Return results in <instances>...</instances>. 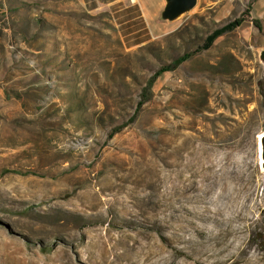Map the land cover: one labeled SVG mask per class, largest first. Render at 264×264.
<instances>
[{
  "label": "rangeland",
  "instance_id": "1",
  "mask_svg": "<svg viewBox=\"0 0 264 264\" xmlns=\"http://www.w3.org/2000/svg\"><path fill=\"white\" fill-rule=\"evenodd\" d=\"M105 3L0 0V264H264V0Z\"/></svg>",
  "mask_w": 264,
  "mask_h": 264
},
{
  "label": "water",
  "instance_id": "2",
  "mask_svg": "<svg viewBox=\"0 0 264 264\" xmlns=\"http://www.w3.org/2000/svg\"><path fill=\"white\" fill-rule=\"evenodd\" d=\"M197 0H164L159 17L163 20H174L191 9ZM258 59L264 74V47L258 48ZM257 151L261 169L264 171V130L257 137ZM261 158V161H260Z\"/></svg>",
  "mask_w": 264,
  "mask_h": 264
},
{
  "label": "crops",
  "instance_id": "3",
  "mask_svg": "<svg viewBox=\"0 0 264 264\" xmlns=\"http://www.w3.org/2000/svg\"><path fill=\"white\" fill-rule=\"evenodd\" d=\"M163 4H164V0H141V3L139 2L136 3L132 0H106L105 3V5L108 7H114V9L117 8L116 10H121L126 7H131L136 12L135 16L142 19V21L146 26L147 24L152 23L156 15L160 12ZM91 6L96 7L97 5H91ZM246 19L247 18H245L244 20ZM250 19L251 21L254 20L253 24L257 26L258 29H262V23L258 17H251ZM256 19L258 20V24L255 22ZM261 44L264 45V42H261Z\"/></svg>",
  "mask_w": 264,
  "mask_h": 264
},
{
  "label": "trees",
  "instance_id": "4",
  "mask_svg": "<svg viewBox=\"0 0 264 264\" xmlns=\"http://www.w3.org/2000/svg\"><path fill=\"white\" fill-rule=\"evenodd\" d=\"M249 7V5H248ZM16 8V7H15ZM248 9V8H247ZM246 9V10H247ZM247 11L241 13L239 16L234 17L233 19L225 22L224 24L215 27L210 33H208L205 37V41L202 45V47H207L211 44V42L214 40L215 37H217L219 34H221L224 31L231 30L234 27L238 26L245 18V13ZM255 22L258 24V20L256 19ZM200 47H197L194 50L191 51H185L181 55H178L176 58L172 59L170 63L167 64H162L160 67H158L150 76L148 79L147 85L148 87L152 85L153 81L156 79L158 75H160L162 72H164L167 69H171L178 65L181 61L185 60L186 58L190 57L197 49ZM16 97H20V93H16ZM125 123H122L118 125L117 127L113 128L112 131L110 132L113 133L114 131L118 130L120 127H122Z\"/></svg>",
  "mask_w": 264,
  "mask_h": 264
},
{
  "label": "bare ground",
  "instance_id": "5",
  "mask_svg": "<svg viewBox=\"0 0 264 264\" xmlns=\"http://www.w3.org/2000/svg\"><path fill=\"white\" fill-rule=\"evenodd\" d=\"M261 134V133H260ZM260 134L258 135V137L260 136Z\"/></svg>",
  "mask_w": 264,
  "mask_h": 264
}]
</instances>
